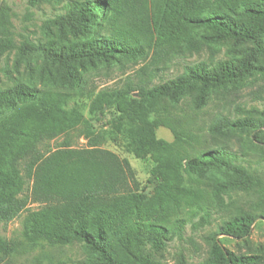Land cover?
Masks as SVG:
<instances>
[{"label": "rangeland", "instance_id": "rangeland-1", "mask_svg": "<svg viewBox=\"0 0 264 264\" xmlns=\"http://www.w3.org/2000/svg\"><path fill=\"white\" fill-rule=\"evenodd\" d=\"M81 1L86 0L1 1L0 11L14 47L0 54V90L23 84L45 94H65L64 108L78 112L89 130L104 134L105 142L101 147L127 161L135 180L132 190L149 198L161 181L153 173L157 163L152 155L139 157L126 146L125 134L117 127L120 107L95 108V99L127 84L148 87L161 83L179 74L185 63L204 61L209 66L242 70L239 76L218 88H209L201 104L196 100L195 90L185 91L175 99L150 101L139 97L137 91L131 93L129 101L144 106L156 139L171 146V160L180 180V189L174 193L179 206L166 218L165 226L169 231L159 247L153 248L147 242L122 248L117 254L123 264H137L138 256H147L162 264H202L210 254L211 236L216 234L225 250L255 258L245 264H264V31L241 42L218 40L200 26L187 28L185 39L177 42L156 46L154 37L138 55L115 53L107 60L84 58L71 63L78 77V83L72 86L70 80L63 77L60 65L46 60L42 53L19 54L17 46L26 40L57 50L73 42L114 35L115 17L118 24H136L142 20L138 0H118L116 9L107 6L103 15L95 12V20L88 23V32L80 34L71 14L76 2ZM145 2L143 17L150 23L158 22L164 13V1ZM215 8L211 5L204 12ZM29 103L33 104L18 100L9 105L0 103V124L14 110H24ZM222 119L237 121L239 125L218 129ZM81 130L83 127L78 124L69 131L72 147L85 145ZM63 138L62 135L54 137L43 146L52 150L61 145ZM217 149L229 152V168L188 169L189 160ZM239 170L250 176L246 185L241 183L243 177ZM217 186H221L219 191ZM31 206L37 208L36 203ZM239 216L253 218L247 235L218 233L223 222ZM24 218L25 213H22L9 222H0V236L17 242L16 252L5 258L7 264L96 262L95 255L81 243L26 238ZM175 219L184 220L180 231L171 226Z\"/></svg>", "mask_w": 264, "mask_h": 264}, {"label": "trees", "instance_id": "trees-1", "mask_svg": "<svg viewBox=\"0 0 264 264\" xmlns=\"http://www.w3.org/2000/svg\"><path fill=\"white\" fill-rule=\"evenodd\" d=\"M138 1L142 6V20L136 24H118L115 17L113 25L117 29L112 36L73 42L57 50L24 40L17 51L42 53L46 60L60 65L63 77L75 86L77 71L71 63L84 58L107 60L115 53L138 55L154 37L156 46L177 42L185 39L187 28L200 26L218 40L241 42L264 31V0H163V16L152 23L143 17L146 0ZM118 4V0L76 2L71 16L78 33L88 32V23L95 20V12L103 15L107 6L116 9ZM211 5L216 8L205 13ZM3 15L0 11V54L14 47ZM241 72L220 65L209 66L204 61L185 63L179 74L161 83L148 87L127 84L95 99V108L120 107L117 127L125 134L126 146L139 157L152 155L157 163L153 173L161 181L149 198L132 190L135 180L127 161L101 147L104 134L89 130L78 112L64 108L65 94H45L23 84L0 90L1 104L9 105L15 100L33 103L24 110H14L0 124V222H9L25 213L26 238L81 243L96 257V262L90 260L87 264H123L117 254L122 248L147 242L153 248L159 247L169 231L166 218L179 206L174 193L180 189V180L171 160V146L156 139L144 106L128 98L137 91L145 101L175 99L185 91L195 90L196 100L201 104L209 88H218ZM222 121L218 129L239 125L237 121ZM78 124L83 127L86 143L83 147H72L69 131ZM60 135L64 138L58 147L49 150L43 146L47 140ZM228 155L225 149L205 151L189 160L187 167L189 170L208 166L229 168ZM239 171L243 177L241 183L246 185L250 176ZM183 221L175 219L171 226L180 231ZM252 223L250 216L233 217L223 222L218 233L247 235ZM216 236H211L210 254L202 264H245L255 259L225 250ZM16 250L17 242L0 236L1 264H7L5 258ZM136 261L137 264H162L147 256H138Z\"/></svg>", "mask_w": 264, "mask_h": 264}, {"label": "water", "instance_id": "water-1", "mask_svg": "<svg viewBox=\"0 0 264 264\" xmlns=\"http://www.w3.org/2000/svg\"><path fill=\"white\" fill-rule=\"evenodd\" d=\"M1 1H2V0H0V4H1Z\"/></svg>", "mask_w": 264, "mask_h": 264}]
</instances>
